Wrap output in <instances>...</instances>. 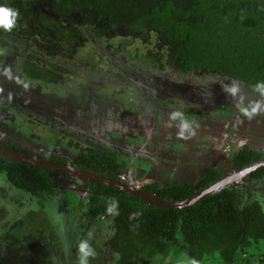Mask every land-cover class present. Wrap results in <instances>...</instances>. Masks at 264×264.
I'll list each match as a JSON object with an SVG mask.
<instances>
[{
	"label": "flooded vegetation",
	"instance_id": "1",
	"mask_svg": "<svg viewBox=\"0 0 264 264\" xmlns=\"http://www.w3.org/2000/svg\"><path fill=\"white\" fill-rule=\"evenodd\" d=\"M2 1L17 16L11 30L0 27V150L91 171L154 195L146 187L155 182L195 184L211 169L216 175L205 186L236 174L215 189L233 185L240 197L261 200L264 210V80L249 83L180 66L155 31L114 29L98 13L61 0ZM85 151L102 159L109 153L124 165L111 166L94 154L88 161ZM4 157L44 167L52 188L33 195L0 166L3 256L11 248L17 255L10 257L81 264L90 250L87 264H194L169 260L159 242L126 230L122 208L98 205L110 194L99 192L97 183L111 184L0 151V163ZM256 161L262 162L237 175ZM160 170L172 179L153 177ZM113 187L142 198L141 210L156 205ZM11 226L15 231L6 232ZM132 240L137 245L127 250L124 243ZM241 254V264H264V250Z\"/></svg>",
	"mask_w": 264,
	"mask_h": 264
},
{
	"label": "trees",
	"instance_id": "2",
	"mask_svg": "<svg viewBox=\"0 0 264 264\" xmlns=\"http://www.w3.org/2000/svg\"><path fill=\"white\" fill-rule=\"evenodd\" d=\"M61 1L77 6L82 12L98 13L96 18H104L114 29L141 34L155 31L160 41L167 42L170 60L180 66L202 67L249 83L264 80V0ZM3 5L2 1L0 6ZM90 154L94 153L85 151L88 161L92 157ZM97 155L98 152L94 156L99 161L105 160L111 166L124 165V160L109 156V153L103 159ZM0 166L11 182L33 195L41 193L40 187L52 188L50 177L42 166L31 167L24 161L8 157H4ZM215 175L208 169L195 184L183 181L158 186L155 182L146 188L154 189L159 196L179 199ZM97 185L99 192L110 194L103 193L98 200L102 204L98 205L122 208L125 216L120 222L125 229L128 227L136 236L146 235L159 242L169 260L190 259L192 262L193 259L194 264H223L225 259L226 264H241L245 260L241 253L264 250L261 200L240 197L233 185L208 191L196 201L180 207L151 204L145 210H141L145 202L142 198L111 185ZM97 197L99 193L96 192L92 199ZM13 231L12 226L6 230ZM131 243L137 245L133 240L126 242L127 250ZM2 260L5 261V256L1 253L0 262Z\"/></svg>",
	"mask_w": 264,
	"mask_h": 264
},
{
	"label": "water",
	"instance_id": "3",
	"mask_svg": "<svg viewBox=\"0 0 264 264\" xmlns=\"http://www.w3.org/2000/svg\"><path fill=\"white\" fill-rule=\"evenodd\" d=\"M222 76L225 77V79H228L226 77V75L225 76L222 75ZM0 151L3 154H7V155H10V156H14V157H20L21 159L30 161L32 163L46 165V166H49V167H52V168H57V169L60 168V169H66V170H69V171H74V173H76V174L84 175V176H87V177H90V178H95V179L104 181L105 183H109V184H111L113 186L122 188L124 190L129 191V192H133V193H135L137 195H140L141 197H144V198H146V199H148V200H150V201H152V202H154L156 204L163 205V206H169V207H180V206H183V205L190 204V203L196 201L204 193L217 188L221 183H225L227 180L232 179L233 177L236 176V174H231V175H229V176H227L225 178H222V179H220L218 181H213V182L203 186L199 190L195 191L191 195H188V196H186L184 198H181V199H167V198H163L161 196L154 195V194L149 193L147 191H144V190H142L141 188H139V187H137L135 185L124 184V183H121V182H119V181H117L115 179H111V178L105 177L103 175H99V174L93 173L91 171L80 170V169H69L66 166L65 167L64 166H60V165H58L57 163H55L53 161H48V160H45L43 158H39V157H36V156H33V155H27V154L20 153V152L19 153L12 152V151H9L8 149H4V148H2V150H0ZM262 161H256L254 163H250L249 165H247L243 169H239L238 172H237V175H240L244 171H246V170H248L250 168H253L256 165H259Z\"/></svg>",
	"mask_w": 264,
	"mask_h": 264
},
{
	"label": "rangeland",
	"instance_id": "4",
	"mask_svg": "<svg viewBox=\"0 0 264 264\" xmlns=\"http://www.w3.org/2000/svg\"><path fill=\"white\" fill-rule=\"evenodd\" d=\"M179 162H182V161H179ZM161 170L158 172L156 171L153 177H157V179L159 177V179L163 180V178L167 176V179L169 178V181H170L172 179V175H170L167 172L161 171ZM31 218L34 222H37V223L39 222V220H41V217L36 212H33V216H31ZM15 255H17V253L13 249H10L7 253H5V261L2 260L0 264H4L5 262L6 264H17L16 262H18V264H30V262L31 264H43L44 263V260L41 257L33 256L31 257V259L25 255L22 257H10V256H15ZM17 258H20V260H16Z\"/></svg>",
	"mask_w": 264,
	"mask_h": 264
},
{
	"label": "clouds",
	"instance_id": "5",
	"mask_svg": "<svg viewBox=\"0 0 264 264\" xmlns=\"http://www.w3.org/2000/svg\"><path fill=\"white\" fill-rule=\"evenodd\" d=\"M16 16L17 12L15 10L0 6V27L4 28L5 30H11L15 25ZM82 251H84L83 247ZM90 254V250L84 252V256L81 258V264H87L86 256Z\"/></svg>",
	"mask_w": 264,
	"mask_h": 264
}]
</instances>
